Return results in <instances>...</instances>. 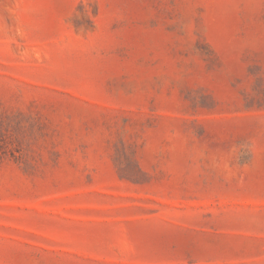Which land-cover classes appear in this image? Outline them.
Segmentation results:
<instances>
[{
  "label": "rangeland",
  "instance_id": "374dc122",
  "mask_svg": "<svg viewBox=\"0 0 264 264\" xmlns=\"http://www.w3.org/2000/svg\"><path fill=\"white\" fill-rule=\"evenodd\" d=\"M0 264H264V0H0Z\"/></svg>",
  "mask_w": 264,
  "mask_h": 264
}]
</instances>
